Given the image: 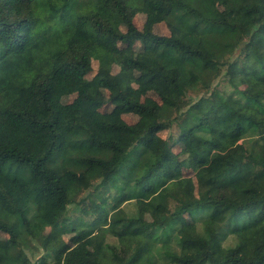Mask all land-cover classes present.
Returning <instances> with one entry per match:
<instances>
[{
	"label": "trees",
	"instance_id": "16d2710c",
	"mask_svg": "<svg viewBox=\"0 0 264 264\" xmlns=\"http://www.w3.org/2000/svg\"><path fill=\"white\" fill-rule=\"evenodd\" d=\"M142 9L169 33L139 28ZM113 41L140 42L146 59H113L160 88L149 103L107 73L110 100L139 113L135 123L105 114L87 80ZM64 85L76 92L68 103ZM166 123L177 133L164 136ZM176 139L198 166L193 189L181 186ZM84 191L95 217L69 223ZM140 200L163 217L127 205ZM43 223L52 230L35 264H264V0H0V231L11 253Z\"/></svg>",
	"mask_w": 264,
	"mask_h": 264
},
{
	"label": "rangeland",
	"instance_id": "374dc122",
	"mask_svg": "<svg viewBox=\"0 0 264 264\" xmlns=\"http://www.w3.org/2000/svg\"><path fill=\"white\" fill-rule=\"evenodd\" d=\"M135 22L139 28L143 30H151L161 34H168L169 29L165 21L155 12L147 9L140 10L135 16ZM115 52H127L133 54L139 58L146 59L143 51V45L140 42L123 43L120 41H113L107 52L98 53L93 56V72L87 75V80L93 85L95 95L97 98L106 101L101 110L111 117H121L129 123H135L140 115L136 111L127 110L123 108L118 100H110V94L113 90L112 85L106 79L107 73L110 72L120 80H128L142 91V98L149 103L159 104L161 102L159 96L160 88L156 84L148 82L147 77L138 72L128 73L122 66L117 64L112 56ZM152 64V63H150ZM153 65V64H152ZM222 71L224 67L221 68ZM219 78L215 81L217 83ZM219 88H227L226 84L222 81L217 83ZM200 92V94H199ZM201 90L197 89L191 91L193 96H200ZM59 99L68 103L76 97L75 89L70 85H64L60 88L58 93ZM161 133L164 136L170 133L176 134L177 128L173 124L166 123ZM175 151L181 157L185 163V175L180 180L181 186L184 188L193 189L197 186V179L195 172L197 170V164L192 160L189 153L186 150L185 144L176 139ZM91 190V189H90ZM88 192L84 191L77 196V201L74 204L69 205L68 213L63 216L69 223L77 216H82L84 219L92 220L95 217V213L92 211V203L90 202ZM129 207L134 208V212L138 213L146 219H161L162 212L150 202L143 200L133 201L127 203ZM132 208V209H133ZM62 217V218H63ZM190 220V218H188ZM52 226L49 223H43L35 239H32L27 244H23L17 251H20L19 255H13L9 248V235L3 231H0V256L3 264H35L40 256L44 253L43 240L51 232ZM84 227L76 230L69 231L63 235V239L67 242V245L74 246L85 236ZM111 264H119L113 262Z\"/></svg>",
	"mask_w": 264,
	"mask_h": 264
}]
</instances>
